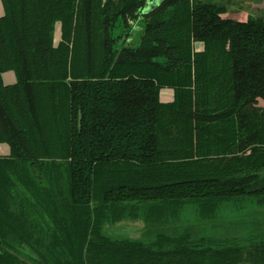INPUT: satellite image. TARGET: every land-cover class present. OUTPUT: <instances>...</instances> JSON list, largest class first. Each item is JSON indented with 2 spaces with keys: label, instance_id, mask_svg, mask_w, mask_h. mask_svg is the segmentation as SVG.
<instances>
[{
  "label": "trees",
  "instance_id": "obj_1",
  "mask_svg": "<svg viewBox=\"0 0 264 264\" xmlns=\"http://www.w3.org/2000/svg\"><path fill=\"white\" fill-rule=\"evenodd\" d=\"M147 1L0 0V264H264V230L182 221L264 207V17ZM125 220L153 240L105 235Z\"/></svg>",
  "mask_w": 264,
  "mask_h": 264
},
{
  "label": "rangeland",
  "instance_id": "obj_2",
  "mask_svg": "<svg viewBox=\"0 0 264 264\" xmlns=\"http://www.w3.org/2000/svg\"><path fill=\"white\" fill-rule=\"evenodd\" d=\"M2 11L0 5V15ZM249 17H264V0H231L227 3V12L222 15V18L238 22L247 21ZM138 28L139 25L136 23V30ZM258 105L264 108V101H259ZM0 147L5 148L6 156H8V146L0 144ZM253 203L246 204L242 211H236L232 206H225L224 210H221L219 222L215 224L203 226L199 224L193 209L186 210L182 221L184 225L189 224L194 236H200L203 233L206 236L236 237L247 233H261L264 230V207L256 208ZM103 231L105 235L113 239L127 238L148 243L154 238L153 231L147 229L142 221L125 220L113 225L107 224Z\"/></svg>",
  "mask_w": 264,
  "mask_h": 264
},
{
  "label": "crops",
  "instance_id": "obj_3",
  "mask_svg": "<svg viewBox=\"0 0 264 264\" xmlns=\"http://www.w3.org/2000/svg\"><path fill=\"white\" fill-rule=\"evenodd\" d=\"M149 1H151V0H149ZM0 5H1V3H0ZM2 15H3V11H2V14L0 16H2ZM59 40H60V24L57 23L56 26H55V32H54V44L57 45ZM194 48H195V51L199 52V51H201L203 49V45L201 43H195L194 44ZM2 81H3L4 85H12V84H14L15 83L14 73L13 72L4 73L2 75ZM159 98H160V101L162 103H169V102H171L173 100V91L170 90V89H162L160 91ZM0 149H2L0 156H6L5 148L4 147H0ZM8 150H9V148H8Z\"/></svg>",
  "mask_w": 264,
  "mask_h": 264
},
{
  "label": "water",
  "instance_id": "obj_4",
  "mask_svg": "<svg viewBox=\"0 0 264 264\" xmlns=\"http://www.w3.org/2000/svg\"><path fill=\"white\" fill-rule=\"evenodd\" d=\"M162 0H153L150 4L148 3L149 1H147V5L143 10V14H146L148 12H150L151 10H153L155 7H157Z\"/></svg>",
  "mask_w": 264,
  "mask_h": 264
},
{
  "label": "flooded vegetation",
  "instance_id": "obj_5",
  "mask_svg": "<svg viewBox=\"0 0 264 264\" xmlns=\"http://www.w3.org/2000/svg\"><path fill=\"white\" fill-rule=\"evenodd\" d=\"M149 1V0H148ZM153 0L149 1L148 3L150 4Z\"/></svg>",
  "mask_w": 264,
  "mask_h": 264
}]
</instances>
